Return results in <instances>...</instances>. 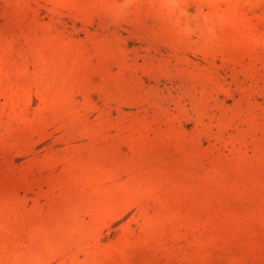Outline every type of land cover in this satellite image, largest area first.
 Returning <instances> with one entry per match:
<instances>
[{
    "label": "rangeland",
    "instance_id": "1",
    "mask_svg": "<svg viewBox=\"0 0 264 264\" xmlns=\"http://www.w3.org/2000/svg\"><path fill=\"white\" fill-rule=\"evenodd\" d=\"M0 264H264V0H0Z\"/></svg>",
    "mask_w": 264,
    "mask_h": 264
}]
</instances>
